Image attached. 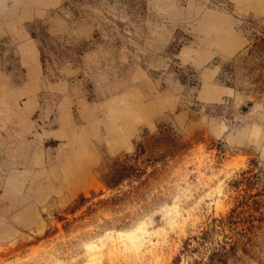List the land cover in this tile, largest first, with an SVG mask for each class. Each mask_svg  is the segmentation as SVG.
<instances>
[{"label":"rangeland","instance_id":"rangeland-1","mask_svg":"<svg viewBox=\"0 0 264 264\" xmlns=\"http://www.w3.org/2000/svg\"><path fill=\"white\" fill-rule=\"evenodd\" d=\"M264 0H0V264H264Z\"/></svg>","mask_w":264,"mask_h":264},{"label":"trees","instance_id":"trees-1","mask_svg":"<svg viewBox=\"0 0 264 264\" xmlns=\"http://www.w3.org/2000/svg\"><path fill=\"white\" fill-rule=\"evenodd\" d=\"M256 32L254 43L249 48V55L255 56L257 59L261 56L264 62V26Z\"/></svg>","mask_w":264,"mask_h":264}]
</instances>
